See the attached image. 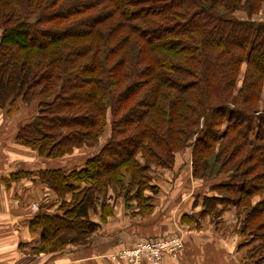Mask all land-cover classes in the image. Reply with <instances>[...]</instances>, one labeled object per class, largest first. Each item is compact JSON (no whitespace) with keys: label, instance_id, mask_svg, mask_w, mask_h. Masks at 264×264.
Returning a JSON list of instances; mask_svg holds the SVG:
<instances>
[{"label":"trees","instance_id":"trees-1","mask_svg":"<svg viewBox=\"0 0 264 264\" xmlns=\"http://www.w3.org/2000/svg\"><path fill=\"white\" fill-rule=\"evenodd\" d=\"M255 17L264 0H0V109L37 107L16 144L58 160L110 136L83 167L37 173L59 212L40 207L32 218L34 252L88 244L100 227L92 214H113L112 191L147 216L159 193L151 170L173 169L191 149L192 178L208 193L188 224L234 209L244 264H264V19Z\"/></svg>","mask_w":264,"mask_h":264},{"label":"crops","instance_id":"crops-1","mask_svg":"<svg viewBox=\"0 0 264 264\" xmlns=\"http://www.w3.org/2000/svg\"><path fill=\"white\" fill-rule=\"evenodd\" d=\"M3 113L0 111V264H110L102 259V255L128 248L139 240L173 234L184 238L185 251L177 262L166 260L165 264H244L245 251L240 248L242 238L238 233L237 219L227 239L222 233L214 231L213 226L208 233H201L209 216H202L199 227L188 224L190 213L197 215L202 210L200 205L193 208L195 197L208 193V190L204 184L192 178L191 151L187 149L175 158L173 169L156 170L157 173H168L169 177L157 182L154 178L153 185L159 188V193L153 198L154 211L149 219L134 218L136 210H129L125 204L117 212V199L111 193L113 199L108 203L113 206V221H110V216L106 221L101 220L99 215L92 216V220L100 227L88 244L69 245L58 253L34 252V248L39 245L40 234L30 229V222L36 216L30 204L43 198L40 191L44 187L37 173L58 167L50 163L54 161H48L47 168L23 169L24 163L39 161L34 150L16 144L15 135L19 126H14L12 130ZM10 135L13 137L9 138ZM3 139L10 142L5 143ZM25 149L32 151L31 154ZM25 152L31 156V161H25L24 155H21ZM10 162L13 164L8 165ZM16 176L22 177L19 180L12 179ZM147 195L152 196L150 193ZM233 211L231 209V212L224 213L217 222L222 226L226 221H231L236 215ZM225 214L230 215V218L226 220Z\"/></svg>","mask_w":264,"mask_h":264},{"label":"rangeland","instance_id":"rangeland-1","mask_svg":"<svg viewBox=\"0 0 264 264\" xmlns=\"http://www.w3.org/2000/svg\"><path fill=\"white\" fill-rule=\"evenodd\" d=\"M51 14H55V13L54 12H51ZM236 17L238 19H246V14H244V13H238V14H236ZM254 19L255 20H258V21H261L264 18L263 19H260L259 17H255ZM245 75H246V67H242L240 69V76H241L242 79H244V76ZM261 96H262V99L261 100H263V101L261 102V104L258 107L261 108V109H264V87L262 89ZM18 109L19 110H17L16 113L13 116H9L6 110L4 111L3 109H0V111L4 112L3 115H4V118H5V121L8 122V125H10V128L12 130H14V126H17V127L19 126L20 127L21 125H24V124H27V123L32 122V120L34 119L33 117L36 115V111H37V107H36L35 104L34 105H28V106H26V105L20 103ZM12 137H13L12 135L9 136V138H12ZM15 137H16V135H15ZM109 139H110L109 131H107L102 136V139L100 140V142L97 145H94L93 147H89V148L88 147H83V148H80V149H75L73 153L68 154V156L66 155V157H64L62 159H58V160L40 158L38 156V154L36 153V151H34L35 154H36V156H37V159H38L37 161H39V162H34V163H31V164L24 163V165L22 166V168L23 169L31 170V169H37V167H39L40 169H43V168H47L46 165L48 164V161H54V162H50V163L56 164V166L58 168L62 169L65 172H70L73 169L81 168L83 166V164L85 163V161L88 158L96 155L101 150V148L106 145L105 143ZM3 140H4L5 143H6V141L10 142L8 139H6V140L3 139ZM90 146H92V145H90ZM30 150H26V151H29L30 152ZM187 150H190L191 151V149H187ZM31 152H30V154H31ZM218 152H219V149L216 150V153H218ZM180 153H177L176 156H175V158L178 157L180 155ZM21 155H24L25 161H31V156L27 152L22 153ZM191 157H192V153H191ZM137 159L140 161V163H144V160L142 159V154L141 153H138ZM210 159H212V158H210ZM174 162L176 163V159H175ZM108 163H109V161H105V165L108 164ZM175 163H174V166H175ZM11 164H13V163L10 162L8 165H11ZM191 164H192V162H191ZM46 170H48V169H46ZM166 172H168V171H166ZM151 175L153 176V178L156 179V182L159 181V180H161L162 178L169 177V174L168 173H157L154 170H151ZM170 175H172V173H170ZM40 183H42V182L40 181ZM124 183H125L124 189H127L130 186V182H129V178L128 177L124 180ZM42 184H43L44 187H42V189H41L40 192H42L43 198H40L39 199L40 201H38L36 203L30 204V207L31 206L33 207L34 205L37 206V205H39L37 203H40L39 206L41 207V209L43 208V210H45L47 213H49V214L58 213L59 212L58 211L59 209H57L58 208V204H59V203L57 204V202H59L58 201V199H59L58 196L51 190V188L47 184H44V183H42ZM87 185L91 186L90 183H88ZM45 193H51L50 194L51 197H50V195L45 196L44 195ZM112 194L113 195L115 194L114 191H112ZM54 195L56 196V198H55ZM114 198H115V196H114ZM65 199H67V201H69L71 203H72V201L74 202V199L72 198L71 194H67L65 196ZM116 199H117V202H116V206H117L116 207V211L119 212L120 209H122L123 208V205L125 204L124 199H126V197H120L119 199L118 198H116ZM255 201H256V199H255ZM99 203H102L101 200H99ZM55 204H56V206H55ZM147 210L148 209L142 208L141 205H140V207L137 208V212L133 214L134 218H136V219H145V220H147V218L149 219V217L152 215V213H153L154 210L151 209V210H149V214L147 216H142L143 212L144 213H147L148 212ZM92 216L95 217L93 214H92ZM215 216L216 217L209 216L208 221L203 226V229H202L203 231L201 230V233L202 234L208 233L210 231L211 227L213 226L214 227V231H216L218 233H222V235L224 237H226V239H227L228 236L230 235V230L232 228V225H234V223L236 222V219L239 222L238 218H236L237 215L233 216L231 218V221H229V222L226 221V223L224 225H222V226L217 222V220L221 219L222 217L221 216H218L216 214H215ZM224 216H225L224 218H226V220L228 219L227 217L230 218V215L226 216V214H225ZM110 221H113V217L110 218ZM116 222H117V219H116ZM215 224H216V227H215ZM97 232H95L91 236V238ZM138 242H135L134 245H136V243H138ZM72 243H73L72 246H77V245L79 246V243H75V242H72ZM134 245H131L129 247H134ZM129 247L128 248L126 247V248H123V249H129ZM120 250H122V249H120ZM108 254H111V253H108ZM108 254H105V255H108ZM105 255H102V259H105L106 261H109V260H107L105 258ZM109 262H110V264H116V263H113L111 261H109Z\"/></svg>","mask_w":264,"mask_h":264},{"label":"built area","instance_id":"built-area-1","mask_svg":"<svg viewBox=\"0 0 264 264\" xmlns=\"http://www.w3.org/2000/svg\"><path fill=\"white\" fill-rule=\"evenodd\" d=\"M39 210L38 205L32 207L35 215ZM185 247L183 237L176 236L152 242L140 241L134 247L111 252L105 258L116 264H165L166 260L177 262Z\"/></svg>","mask_w":264,"mask_h":264}]
</instances>
